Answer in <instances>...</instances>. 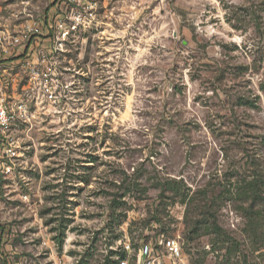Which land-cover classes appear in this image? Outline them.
Returning <instances> with one entry per match:
<instances>
[{"label":"rangeland","instance_id":"1","mask_svg":"<svg viewBox=\"0 0 264 264\" xmlns=\"http://www.w3.org/2000/svg\"><path fill=\"white\" fill-rule=\"evenodd\" d=\"M95 10L0 159V264H264V0Z\"/></svg>","mask_w":264,"mask_h":264},{"label":"built area","instance_id":"2","mask_svg":"<svg viewBox=\"0 0 264 264\" xmlns=\"http://www.w3.org/2000/svg\"><path fill=\"white\" fill-rule=\"evenodd\" d=\"M97 2L52 0L44 14L25 7L0 21V159L13 157L20 147L15 126H27L47 103L65 100L60 86L71 69L72 47L94 29ZM150 250L144 244L140 256Z\"/></svg>","mask_w":264,"mask_h":264},{"label":"trees","instance_id":"3","mask_svg":"<svg viewBox=\"0 0 264 264\" xmlns=\"http://www.w3.org/2000/svg\"><path fill=\"white\" fill-rule=\"evenodd\" d=\"M124 257V256H123Z\"/></svg>","mask_w":264,"mask_h":264}]
</instances>
